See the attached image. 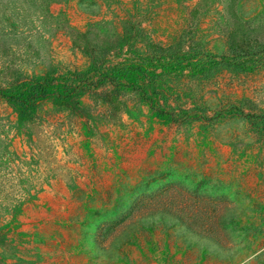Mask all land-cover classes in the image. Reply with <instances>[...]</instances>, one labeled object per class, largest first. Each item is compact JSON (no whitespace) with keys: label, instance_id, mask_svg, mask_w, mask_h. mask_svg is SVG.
<instances>
[{"label":"rangeland","instance_id":"1","mask_svg":"<svg viewBox=\"0 0 264 264\" xmlns=\"http://www.w3.org/2000/svg\"><path fill=\"white\" fill-rule=\"evenodd\" d=\"M132 52L244 68L0 100V264H264V0H0L2 87Z\"/></svg>","mask_w":264,"mask_h":264},{"label":"trees","instance_id":"2","mask_svg":"<svg viewBox=\"0 0 264 264\" xmlns=\"http://www.w3.org/2000/svg\"><path fill=\"white\" fill-rule=\"evenodd\" d=\"M237 58L227 59L208 56L203 59H186L184 62L175 61L157 54L132 52L122 61L115 64L92 63L84 72H67L66 74H46L37 79H25L11 87L0 86V100L11 105L19 117L27 118L36 106L47 100H54L64 104L78 94L88 89H99L106 85L114 86L119 90H131L140 93L143 100L158 115H167L177 122L174 115L167 113V92L160 79H166L174 73H182L190 68L192 75L205 74L219 68H244ZM178 68V69H176ZM183 116L187 111L180 109ZM232 114V113H228ZM186 116L185 120L202 121L198 115ZM183 118V117H182Z\"/></svg>","mask_w":264,"mask_h":264}]
</instances>
